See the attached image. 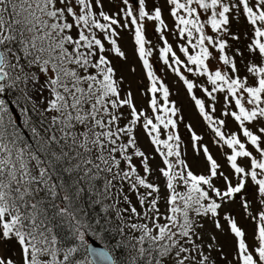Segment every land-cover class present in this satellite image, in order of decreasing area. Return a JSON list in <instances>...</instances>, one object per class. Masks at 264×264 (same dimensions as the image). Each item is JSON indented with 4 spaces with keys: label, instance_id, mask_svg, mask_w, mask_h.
Wrapping results in <instances>:
<instances>
[{
    "label": "snow or ice",
    "instance_id": "1",
    "mask_svg": "<svg viewBox=\"0 0 264 264\" xmlns=\"http://www.w3.org/2000/svg\"><path fill=\"white\" fill-rule=\"evenodd\" d=\"M167 3L174 6L171 15L180 38L186 34L188 44L196 50L190 55L188 47H180L187 57L186 70L193 72L187 65H194V75L207 77L213 88L204 91L213 101V93L227 91L225 103L229 98L234 100L238 112L224 115H231L239 123L247 144L258 156L235 134L226 138L221 131L225 122L213 120L195 95L192 99L201 116L231 150L227 161L237 177L236 184L218 172L220 165L207 147L203 152L209 173L197 175L180 158L179 135L169 133L166 140L160 139V125L164 129L177 126L171 118L177 110L174 105L167 106L169 90L154 75L147 58L152 53L145 48L148 41L144 22H157V32L166 27L160 8L149 13L145 10L146 0H122L125 23L121 24L103 10L96 11L103 8L102 0H0V96L6 92L21 94L17 100L25 102L20 108L22 123L30 133V139H26L8 104L0 99V240H15L20 257L18 262L0 251V264H214L204 245L198 243L202 241L198 231L202 225L197 219L218 215L222 205L213 195L225 203L242 198L250 179L264 205V127L254 134L245 126V122L264 120V66L246 65L258 86L249 85L238 75L210 71L206 61L212 54L206 45L216 48L220 61L230 67L231 73L238 74L239 69L225 54L226 42L205 34V23L198 14V9L210 12L206 23L218 36L230 34L232 19L245 16L254 26L255 39L249 50H258L259 57L264 58V0ZM180 10L186 15H179ZM130 26L151 81L153 113L157 112L156 93L163 95L165 106L159 110L167 118L156 115V123L137 110L131 93L121 95L115 70L104 55L102 41H107L117 56H124L114 37L119 35L117 28ZM193 32L199 34L195 43ZM169 54L176 65H181L164 40L160 59L171 67ZM172 70L191 94L196 85L181 74L179 67ZM240 93L246 94L251 108L245 107V96ZM125 107L130 110L127 116L121 111ZM138 124L163 158L165 167L158 170L165 181L163 190L151 179L154 170L135 135ZM192 138L201 139L195 133ZM170 157H175V162ZM134 158H139L143 174ZM238 158L248 159V167L238 164ZM217 177L225 182L223 191L213 183ZM124 184L136 193L139 211L124 192ZM161 201L166 205L164 211ZM250 204L243 201L246 212ZM96 206L105 214L103 222L93 218ZM252 219L257 222V230L250 246L237 222L226 217L237 241L235 259L239 264H264V210ZM112 224L122 238L117 247L105 236L112 231ZM216 227L221 228L218 221ZM211 247L208 245L209 250Z\"/></svg>",
    "mask_w": 264,
    "mask_h": 264
},
{
    "label": "rangeland",
    "instance_id": "2",
    "mask_svg": "<svg viewBox=\"0 0 264 264\" xmlns=\"http://www.w3.org/2000/svg\"><path fill=\"white\" fill-rule=\"evenodd\" d=\"M102 4L103 8L96 9L97 12L103 10L110 16H114L120 20L121 24L125 23L123 13L121 12V9L125 7L122 4V0H102ZM173 7V5L167 3V0H146L145 4V10L149 13L154 12L156 8H160L162 19L165 21L166 27H164L161 32L156 31V27L158 26L157 22L147 20L144 22L145 39L148 41L145 48L146 50H150L152 53V55L147 58L149 63L152 65L154 75L157 80L162 82L169 90L167 106L171 108L174 105L177 110L176 115L171 117L176 121V128L172 129L169 127L168 129H164L163 125H160V139L166 140L169 133L179 135V150L181 152L180 158L183 159L189 166L190 170L197 175H207L209 173V164L203 152V148L207 147L209 154L220 165L218 172H223L227 175L233 185H235L237 177L227 161V156L231 154V150L223 143V141L221 144L216 142V140H218L217 137L212 135V128L209 127L208 122L205 121L203 116H201L199 109L196 107L195 101L192 99V96L195 95L196 98L204 102L205 111L212 116L213 120H223L225 122L224 127H222V132L225 133L226 138L235 134L242 142L246 143V147L248 150L253 152V155L258 156V154L255 152L253 146L247 144L246 138L243 137L239 123L235 121L231 115H224L225 112H238V109L235 107L234 100L229 98V102L227 104L225 103V96L228 95L227 91L225 90V92L213 93L216 97L213 101L204 91V89L211 91L213 88V85L208 82L207 77L200 76L198 74L194 75V65H187V67L193 69V72H188L186 70L185 65L187 64V57L184 56L179 49L182 46L188 47L190 55H195L196 50H193L191 45L188 44L186 34L183 39L180 38L179 28L176 26L175 18L171 15ZM133 10L134 13L137 11L136 5L133 6ZM178 14L186 15L183 10H180ZM198 14L201 15V22L205 23V34L212 36L214 39H222L226 42L227 47L225 49V54L234 60L239 72L238 74L231 73L230 67L224 65L222 61H220V53L216 50V48L211 45H206L209 47L212 54L209 60L206 61L209 65V70H220L223 73H228L230 76L238 75L246 80L249 85L258 86V80L247 71L246 65L249 63H255L257 66H264V58L259 57L258 50H249L248 46L255 38L250 39L248 35L243 34L246 28H240V25L244 24L243 19L246 20L245 16L239 15L238 19L233 18L228 26L230 34L218 36L217 33L212 31L211 26L206 23L207 17L210 16V12L205 13L198 9ZM251 27L254 26L251 25ZM116 30L119 35L114 38L117 40V46L124 53V56L120 57L115 54L109 61L115 70V79L118 81L121 95L126 96L128 93H131L137 110L143 111L145 116L153 119L154 123H156V115L165 116V118H167V115L159 110L165 106L162 93H156L157 112L153 113L150 107L152 93L149 89L151 87V81L148 79L147 70L144 68L143 61L139 57L138 46L134 41V29L130 26L127 29L117 28ZM198 35V33L193 32L192 43H194V41L198 38ZM233 36H238L239 39H233ZM164 40H167L168 44L173 48L177 58H179L182 62L181 65L175 64L174 60L171 58V54H169V64L171 67L165 65L163 60L160 59V49L164 46ZM261 42H264V38H261ZM237 49H239V53H242V55L237 53ZM177 67L180 68L181 74L196 85L191 94L187 91L184 82L180 80L179 76H177L172 70ZM41 81H43L42 75ZM157 87H159V85H157ZM240 95L245 96V100L242 101L245 103V107L251 108L252 106L246 103V94L240 93ZM27 106L30 107V105ZM213 107H215L214 112L212 111ZM121 111H123L127 116L130 110L125 107L122 108ZM141 119L143 120L144 117ZM122 122L126 123V121ZM245 126L248 127L249 130L253 131L254 134H259L258 128L264 127V120L254 121L251 123L245 122ZM193 133L201 139L194 141L192 138ZM135 135L138 137L139 147L149 157L150 167L154 170L151 179L154 180V182L157 183L163 190L165 181L158 171L160 168L165 167L163 164V158L156 151V146L151 143L150 137H148L146 132L139 127V124L135 131ZM160 147L162 151L165 153L167 152V149L163 148L162 145ZM169 159L175 162V157H170ZM134 163H136L138 169H141V174H143L139 158H134ZM238 164L247 168L249 161L246 158H238ZM176 170H180L179 165H177ZM213 183L217 188L221 189V191L225 189V182L223 178L217 177L214 179ZM162 194L167 195L166 192H162ZM241 196L242 198L238 197L226 203L221 202L217 198V202L222 205L218 210V215L210 220L209 218L205 219L202 227L198 229L202 236L203 243L206 242V244L215 247L214 253H217L219 260L222 261L221 264H239V261L235 259L237 254V241L234 234L230 231V226L226 217H231L237 222L238 227L246 233V243L251 246L254 243L253 236L257 230V222L252 219V216H258L259 212L264 210V205L258 203L259 199L256 194V188L250 179L248 180L246 188L243 190ZM244 200L251 202L248 212H246L242 207ZM162 206L164 208L166 207L165 204ZM164 210L165 209H161V211ZM249 213L251 215H249ZM217 221L221 224V228L219 229L216 227ZM213 237L215 238L214 240ZM9 244L10 246L7 248L0 240V251H2L6 256H11L14 260L19 262V247L12 241H10Z\"/></svg>",
    "mask_w": 264,
    "mask_h": 264
},
{
    "label": "trees",
    "instance_id": "3",
    "mask_svg": "<svg viewBox=\"0 0 264 264\" xmlns=\"http://www.w3.org/2000/svg\"><path fill=\"white\" fill-rule=\"evenodd\" d=\"M181 2H183V0H181ZM243 21H244V24L240 25V28H242V29H243V27L246 28L244 30L243 34L244 35L245 34L248 35L250 39H254L255 38V36H254V27H251V25L247 22V20L243 19ZM101 22H103V21H101ZM73 35H75V30L73 31ZM248 36H246V37H248ZM102 42L105 44V48H106V52L104 53V55L106 56V58L108 60L112 59L113 56L115 55V52L110 50L111 46L107 43V41H102ZM194 43H195V41H194ZM18 95H21V94L18 93V92H6L3 96H1V99H4L5 102L8 104V106H9V104H11L15 108L16 112L18 113V115L21 118V127H20L21 132L25 135L26 139H30V133L27 132V130H25L24 127H23V123H22L23 116H22V114L20 112V108L25 106V102L23 100H19L18 101L17 100V96ZM33 119H35V117H33ZM122 124H123V122H122ZM221 131H222V128H221ZM212 135L216 136L214 132H213ZM217 139L218 140H216V142L221 144L222 141L219 140L218 137H217ZM123 188H124V192L128 195L129 199L131 200L132 204L134 206H136L137 210L139 211L140 210V206H139V203H138L137 198H136V193L129 191V188H128L127 184H124ZM178 190L183 191L184 189L183 188H178ZM141 191H144V190L141 189ZM210 195H213V194L210 193ZM213 198L217 199V198L214 197V195H213ZM258 203L260 204V201H258ZM163 204H164L163 201H161V205H160L161 209H165L162 206ZM120 207H127V205L126 204H121ZM92 215H93L94 219H99V220H101L103 222L102 218L104 217L105 214L102 211H100L99 206H96V208L92 210ZM207 218H209V220H210V219H212L214 217L209 215V216H206V217H203V218H197V219H198L199 224L202 225L203 221L205 219H207ZM109 227L112 229V231L109 232V233H105L106 239L109 241V243H111L113 245V247H117L118 241L121 240L122 238L115 232V225L114 224L109 225ZM256 229H257V223H256ZM1 241H2V244L5 245L7 248L10 246V244H9L10 241L14 242V244L16 246H18L17 243L15 242V240H1ZM198 243H202L204 245L206 253L209 255L210 260L213 261L214 264H221L222 261L219 260V258L217 256V253H214L215 247H211V250H209L208 249V245L209 244H206V242L203 243V241H198ZM117 255L119 256V252H117ZM119 258L123 259V257H119Z\"/></svg>",
    "mask_w": 264,
    "mask_h": 264
},
{
    "label": "water",
    "instance_id": "4",
    "mask_svg": "<svg viewBox=\"0 0 264 264\" xmlns=\"http://www.w3.org/2000/svg\"><path fill=\"white\" fill-rule=\"evenodd\" d=\"M0 99H1V96H0ZM9 110H10V113L13 115V117L15 118L16 122H17V126L18 127H21V118L20 116L18 115V113L16 112L15 108L9 104Z\"/></svg>",
    "mask_w": 264,
    "mask_h": 264
}]
</instances>
